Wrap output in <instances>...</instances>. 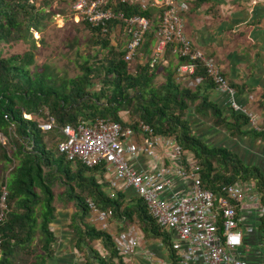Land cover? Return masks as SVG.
<instances>
[{
    "label": "trees",
    "instance_id": "1",
    "mask_svg": "<svg viewBox=\"0 0 264 264\" xmlns=\"http://www.w3.org/2000/svg\"><path fill=\"white\" fill-rule=\"evenodd\" d=\"M49 1L52 0H41V5H37V0H0V45H29L22 54L0 56V136L4 139L0 141V169L8 171L0 176V193L2 187L6 191L5 214L0 222V264H49L56 242L50 228L56 219L55 184L64 188L59 198L73 204L67 228L73 231L74 248L86 253L84 264H126L117 255L112 239L132 224L142 239L161 243L163 250L156 253L162 257L164 251L170 264H174L171 234L158 227L140 198L131 191L109 188L103 163L87 167L78 160L67 161L58 152L57 145L63 141L61 127L78 121L103 119L122 127H134L141 121L154 133L171 136L183 151L184 159L186 154L192 157L200 170L202 188L218 197L223 195L221 189L226 185L253 184L264 208L263 173L245 165L226 145L206 134L264 137L248 127L245 116L229 109L225 114L209 100L205 92L214 85L205 79L202 68L195 67L193 77L200 76L203 81L192 90L174 79L177 67L188 62L184 59H177L173 69L169 65L163 68L164 82L153 86L154 69L158 67L155 65L160 61L151 65L149 59L137 66L134 74L130 73L123 60V49L111 43L114 29L122 31L114 20L106 23L104 32L83 20L77 22L87 29V41L98 52L93 61L84 60L80 74L68 78L51 67L37 66L32 33L45 28L48 15L42 6ZM62 1L71 6L68 0ZM150 4L145 9L138 3L110 5L125 18L148 19L150 28L140 48L146 57L151 53L161 12L160 7ZM169 55L173 56L166 48L163 58ZM49 118L51 129L42 131L39 125ZM193 119L200 125H195ZM86 198L107 213V221L113 218L121 222V230L109 233L108 225L97 228L91 224ZM257 221V234L264 242V214ZM247 240H243L244 244ZM92 243H99L106 255H99Z\"/></svg>",
    "mask_w": 264,
    "mask_h": 264
},
{
    "label": "built area",
    "instance_id": "2",
    "mask_svg": "<svg viewBox=\"0 0 264 264\" xmlns=\"http://www.w3.org/2000/svg\"><path fill=\"white\" fill-rule=\"evenodd\" d=\"M73 19L85 21L91 27L105 31L109 21H117L127 35L123 48V60L129 64L141 48L144 35L150 28L148 19L140 16L123 17L110 5L135 3L132 0H68ZM189 0H152L150 5L161 9L154 42L151 47L150 63L163 60L166 48L176 59L187 60L175 71L176 78L188 79L187 87L194 89L203 78L195 76L196 65L203 69L205 79L225 98V108L247 118L248 127L264 137V125H258L235 100V91L228 84L221 68L204 51L194 48L184 34L182 14L188 9ZM145 9L147 2H137ZM52 119L39 125L49 131ZM63 141L57 150L67 161L78 160L87 167L103 163L109 188L131 191L140 198L147 214L163 230L171 234V250L174 264H248L236 253L242 245V230L239 226L240 213L255 214L259 219L264 208L254 192L253 184L242 183L222 187L223 195H215L202 188L199 167L192 157L184 155L178 143L171 137L156 134L143 122L134 127H122L118 123L96 119L66 124L60 129ZM150 159V168L137 166L139 158ZM136 164V166L134 165ZM5 187L0 193V222L5 214ZM91 221L105 228L107 213L99 210L88 199L85 200ZM237 210V211H236ZM250 228L246 229L249 232ZM113 245L125 262L139 246V234L135 226L113 236ZM157 247L162 244L157 242ZM162 249V248H161ZM141 257L151 264L164 263L147 250Z\"/></svg>",
    "mask_w": 264,
    "mask_h": 264
},
{
    "label": "crops",
    "instance_id": "3",
    "mask_svg": "<svg viewBox=\"0 0 264 264\" xmlns=\"http://www.w3.org/2000/svg\"><path fill=\"white\" fill-rule=\"evenodd\" d=\"M140 1L145 0H132L135 3ZM182 19L184 34L192 46L214 59L228 84L234 89L236 102L254 117L258 125H264V0H209L200 3L189 0ZM162 64L163 68L169 65L173 69L177 66V59L169 55L162 60ZM174 79L180 86L187 88V78H176L174 74ZM205 93L225 114L230 112L224 106V96L215 88ZM193 122L200 125L196 119ZM211 134L213 133L206 135L226 145L245 165L258 168L264 175V138L250 135L228 138L223 133ZM136 164L141 168H150L153 162L141 157ZM238 218L243 230L242 245L236 253L251 264H264V242L257 234L258 221L255 214L241 211ZM55 223L60 222L56 219ZM247 228H250L249 232H246ZM245 238L248 240L244 244ZM141 249H136L124 262L146 264L141 257L144 249ZM160 250L161 247L156 244L147 249L157 259L161 258L156 253Z\"/></svg>",
    "mask_w": 264,
    "mask_h": 264
},
{
    "label": "rangeland",
    "instance_id": "4",
    "mask_svg": "<svg viewBox=\"0 0 264 264\" xmlns=\"http://www.w3.org/2000/svg\"><path fill=\"white\" fill-rule=\"evenodd\" d=\"M39 1L41 0H37V5H41ZM151 1L145 0L147 3ZM42 8L48 17L45 20V28L40 33H32V39L35 45V49L33 50L35 63L40 67L42 65L51 67L58 75L72 78L80 74L79 67L84 60L93 61V57L98 53L97 48L87 41L89 33L82 24L75 22L76 20L73 19V14L70 12L68 3L62 0H52L48 2V5H43ZM126 40L127 35L123 31H119L118 28L114 29L111 36L112 45H116L118 49L122 50L126 44ZM28 49L29 45L21 42L8 45L1 44L0 56L8 57L14 54H22ZM149 59L150 55L148 57L143 56L141 49H139L133 60L128 64L129 72L134 74L136 67L144 64ZM155 66L158 67L154 69L156 76L153 79V86L157 87L164 82V65L162 64V60L157 62ZM0 141H4L1 136ZM7 172L0 169V176L6 175ZM63 190L62 185L55 184L53 186V206L55 207L56 219L60 223H55V219L50 225L51 230L56 236V242L53 245L55 254L49 261V264H84V256L86 253L74 248L73 242L75 237L73 231L68 229V226L66 227L64 224L66 223L68 225L69 218L74 212V207L71 202H66L59 198ZM88 219L97 228H102L100 225H96L91 221L90 214ZM107 225L109 233L119 232L122 227L121 222L113 218L108 219ZM132 225L136 227L135 224ZM241 226L243 227V225ZM139 236L141 237V233ZM154 243L156 244L157 242L144 240L141 237L137 250L140 248L147 250L150 246L155 245ZM91 247L98 251L99 255H106L105 250L99 243H92ZM162 255L158 259H163L161 261L167 263V257L164 251ZM146 264L148 263L146 262Z\"/></svg>",
    "mask_w": 264,
    "mask_h": 264
}]
</instances>
